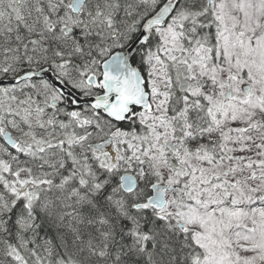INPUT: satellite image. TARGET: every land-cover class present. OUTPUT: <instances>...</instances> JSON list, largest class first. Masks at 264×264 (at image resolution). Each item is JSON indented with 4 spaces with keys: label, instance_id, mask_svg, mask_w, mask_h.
<instances>
[{
    "label": "snow or ice",
    "instance_id": "obj_1",
    "mask_svg": "<svg viewBox=\"0 0 264 264\" xmlns=\"http://www.w3.org/2000/svg\"><path fill=\"white\" fill-rule=\"evenodd\" d=\"M0 264H264V0H0Z\"/></svg>",
    "mask_w": 264,
    "mask_h": 264
}]
</instances>
